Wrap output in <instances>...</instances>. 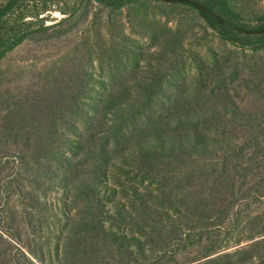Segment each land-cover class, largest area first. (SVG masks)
<instances>
[{
	"label": "trees",
	"instance_id": "trees-1",
	"mask_svg": "<svg viewBox=\"0 0 264 264\" xmlns=\"http://www.w3.org/2000/svg\"><path fill=\"white\" fill-rule=\"evenodd\" d=\"M89 1L112 12L135 10L149 0ZM195 1L232 26L264 27V12L246 18L230 0ZM14 4L15 0H8L0 5V23H4L0 25V57L30 32L45 28L42 20L22 21V17L12 18L7 24ZM163 4L194 9L221 40L234 47L264 46V33L234 31L187 2ZM250 22L256 25L249 26ZM163 29L154 31L159 32L154 36L155 49L160 48V56L165 55L167 63L174 59L166 55L167 51L175 53L182 41L170 35L167 26ZM227 60H215L219 69L216 85L211 87V92L218 88L223 101L221 117L176 116V110L186 113L189 109L171 99V93L165 90L164 70L168 68L164 65L138 90L104 85L93 89V99L97 106L102 105L109 124L99 142L88 150L84 161H89V166L79 177L70 174L69 155L76 146L79 125L90 121L64 113H82L84 98L91 90L83 85L44 88L38 107L42 117L20 115L22 109L33 107L32 100L25 101L26 108L17 105L15 98L5 104V115L0 117V144H11L14 151L4 156L15 167L5 183L12 193L25 195L26 201H22L21 210L6 213V227L0 231V264H221L229 257L230 253L212 248L186 262L177 261V255L193 244L196 234L228 218L236 200V179L248 176L247 163L255 159L260 147L259 143L248 146L246 142L263 134L257 118L239 117L236 105L233 109L228 103L231 74L225 67ZM87 108L98 111L93 105ZM238 136L243 142L235 148L231 140ZM114 160H130L134 170L124 186L127 189L121 187L119 192L103 182L108 180ZM52 183L62 187L65 196L61 200L43 199ZM34 190H38L37 196ZM115 194L118 198L113 197ZM249 257L264 264V252L250 253Z\"/></svg>",
	"mask_w": 264,
	"mask_h": 264
},
{
	"label": "rangeland",
	"instance_id": "rangeland-1",
	"mask_svg": "<svg viewBox=\"0 0 264 264\" xmlns=\"http://www.w3.org/2000/svg\"><path fill=\"white\" fill-rule=\"evenodd\" d=\"M7 1L0 0V5ZM163 2L149 0L135 10L109 12L89 0H15L13 14L6 17L7 24L12 18L22 17V21L42 20L45 28L30 32L25 40L0 57V117L5 115L4 105L13 98L17 105L21 103L25 108V101L35 102L31 109L29 106L27 111L22 109L20 115L42 117L38 107L44 88L83 85L91 90L84 98L86 107L82 113H64L66 117H87L90 121L79 125L77 143L69 155L70 174L79 177L82 169L89 166V161H84L88 150L99 142L109 124L102 105L97 106L93 99V89L104 85L138 90L151 82L164 65L168 68L161 69L167 73L165 90L171 93V99L189 109L186 113L184 109L176 110V116L221 117L223 101L218 96V88L211 92V87L213 83L216 85L219 69L215 60L228 58L225 63L231 74L227 82L228 103L233 109V104L236 105L239 117L257 118L263 134L246 142L250 143L248 146L259 143L260 147H257L255 161L247 163L248 176L236 179V200L228 218L196 234L193 244L177 255V261L183 263L217 248L220 249L218 253H230L221 264H258L249 254L264 252V46L257 49L234 47L221 40L194 9L185 5L168 6ZM230 4L246 18L264 12V0H230ZM137 9L138 14L135 13ZM61 20L63 23L57 25ZM3 24L0 23L1 27ZM255 25V22L249 23V26ZM165 26L170 28V35L182 41L175 53L167 51V56L174 57L167 63L165 55L160 56V48L155 49L157 39L154 38ZM155 29L159 31L156 34ZM92 105L98 108L97 112L87 108ZM242 139L238 136L231 143L239 148ZM10 151H14L10 143L0 144V231L6 227L7 211L21 210L22 201H26L25 195L17 196L6 187L5 181L15 169L13 163L6 160L9 157L4 156ZM129 161L126 164L114 160L104 184L108 183L118 192L127 186L134 171ZM57 184H51L52 188L45 192L43 199L57 201L65 196ZM33 192L38 195V190ZM43 196L41 193L40 198ZM254 242L258 243L250 247Z\"/></svg>",
	"mask_w": 264,
	"mask_h": 264
},
{
	"label": "water",
	"instance_id": "water-1",
	"mask_svg": "<svg viewBox=\"0 0 264 264\" xmlns=\"http://www.w3.org/2000/svg\"><path fill=\"white\" fill-rule=\"evenodd\" d=\"M162 1H164V2H187V3H190V4L194 5L195 7H197L198 9H200L201 11H204V12L212 15L214 18H216L223 25L229 27L230 29H232L234 31L240 32V33H244V34L264 33V27L256 28V29H248V28H240V27L232 26L224 18L219 16L217 13H215L214 11L205 7L204 5L196 2L195 0H162Z\"/></svg>",
	"mask_w": 264,
	"mask_h": 264
}]
</instances>
